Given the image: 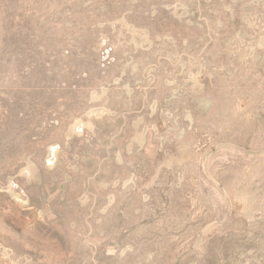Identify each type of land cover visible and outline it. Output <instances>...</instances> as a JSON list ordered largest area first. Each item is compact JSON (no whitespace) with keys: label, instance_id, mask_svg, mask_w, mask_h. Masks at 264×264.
<instances>
[{"label":"rangeland","instance_id":"1","mask_svg":"<svg viewBox=\"0 0 264 264\" xmlns=\"http://www.w3.org/2000/svg\"><path fill=\"white\" fill-rule=\"evenodd\" d=\"M0 264H264V0H0Z\"/></svg>","mask_w":264,"mask_h":264},{"label":"crops","instance_id":"2","mask_svg":"<svg viewBox=\"0 0 264 264\" xmlns=\"http://www.w3.org/2000/svg\"><path fill=\"white\" fill-rule=\"evenodd\" d=\"M146 145V144H145Z\"/></svg>","mask_w":264,"mask_h":264}]
</instances>
